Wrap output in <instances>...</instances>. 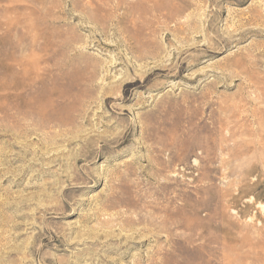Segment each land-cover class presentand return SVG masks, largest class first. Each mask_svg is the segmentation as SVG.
Here are the masks:
<instances>
[{
	"label": "rangeland",
	"instance_id": "obj_1",
	"mask_svg": "<svg viewBox=\"0 0 264 264\" xmlns=\"http://www.w3.org/2000/svg\"><path fill=\"white\" fill-rule=\"evenodd\" d=\"M0 264H264V0H0Z\"/></svg>",
	"mask_w": 264,
	"mask_h": 264
}]
</instances>
